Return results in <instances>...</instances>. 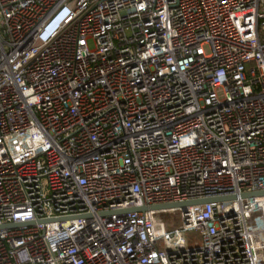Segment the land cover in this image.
I'll return each instance as SVG.
<instances>
[{
    "label": "built area",
    "instance_id": "obj_1",
    "mask_svg": "<svg viewBox=\"0 0 264 264\" xmlns=\"http://www.w3.org/2000/svg\"><path fill=\"white\" fill-rule=\"evenodd\" d=\"M262 29L264 0H0V264H264V198L131 211L264 191Z\"/></svg>",
    "mask_w": 264,
    "mask_h": 264
},
{
    "label": "water",
    "instance_id": "obj_2",
    "mask_svg": "<svg viewBox=\"0 0 264 264\" xmlns=\"http://www.w3.org/2000/svg\"><path fill=\"white\" fill-rule=\"evenodd\" d=\"M255 198H264V191L252 192V193H244V194H241L240 196H226V197H219V198H214V199L190 201V202H185V203L158 205V206H153V207H150V208L143 207V208H139V209H133L131 211H133V212H145V211H148V210L158 211V210H170V209H179V208L186 209L187 207L196 206V205H205V204H210V203L215 204V203L231 202V201H237L239 199L240 200H249V199H255ZM24 225L25 224L5 225V226H1L0 230L9 229V228H15V227H21V226H24Z\"/></svg>",
    "mask_w": 264,
    "mask_h": 264
},
{
    "label": "rangeland",
    "instance_id": "obj_3",
    "mask_svg": "<svg viewBox=\"0 0 264 264\" xmlns=\"http://www.w3.org/2000/svg\"><path fill=\"white\" fill-rule=\"evenodd\" d=\"M263 33H264V29H262V34ZM164 219L168 222V225L170 227H175V226H178L180 222V215L178 213H173V214L167 215V217H164Z\"/></svg>",
    "mask_w": 264,
    "mask_h": 264
}]
</instances>
